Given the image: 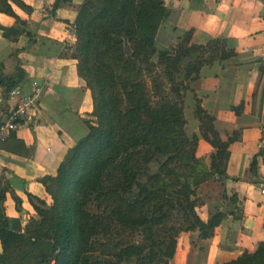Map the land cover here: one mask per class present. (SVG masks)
Instances as JSON below:
<instances>
[{
  "label": "trees",
  "instance_id": "16d2710c",
  "mask_svg": "<svg viewBox=\"0 0 264 264\" xmlns=\"http://www.w3.org/2000/svg\"><path fill=\"white\" fill-rule=\"evenodd\" d=\"M10 1L30 9L21 0H0V12L15 17L14 25L0 23L4 38L24 31ZM68 1L53 0L51 10ZM168 14L163 0L78 4L72 56L91 90L92 119L56 174L39 180L50 201L27 193L33 216L24 223L0 217V264H169L180 231L205 238L225 217L218 211L202 220L195 188L215 173L226 176L227 146L238 130L223 139L191 91L199 134L189 135L183 106L199 68L235 51L221 38L194 44L191 30L162 42L158 26ZM22 77L20 68L0 76L5 98ZM199 136L213 148L208 163L195 155ZM250 165L255 172L256 159ZM214 264H264V240Z\"/></svg>",
  "mask_w": 264,
  "mask_h": 264
},
{
  "label": "crops",
  "instance_id": "0c3cea01",
  "mask_svg": "<svg viewBox=\"0 0 264 264\" xmlns=\"http://www.w3.org/2000/svg\"><path fill=\"white\" fill-rule=\"evenodd\" d=\"M21 1L30 9L10 4L25 22L20 24L24 31L11 38L0 34V76L20 68L23 77L17 88L28 92L38 84L43 90L33 110L34 121L0 141V183L6 186L0 217L17 216L22 223L23 218L34 215L27 193L50 201L39 180L54 176L68 147L87 133L85 120L92 119L93 101L91 90L77 75V60L72 56V27L81 0H70L54 11L53 0ZM163 4L169 14L158 26L162 42L168 43L166 36L176 39L191 30L194 44L221 38L235 51L232 57L202 65L197 77L189 80L191 90L184 98L191 119L183 106L186 124L193 125L191 135L199 134V122L191 116V91L215 118L223 139L238 130V137L227 146L225 171L229 178L245 171L247 177L256 159V180L245 184L240 178L235 181L234 192L242 199L241 216L233 220L227 214L205 238H199L196 231H180L169 259V264H214L231 260L243 250L252 252L264 240V193L256 187L257 182H264V0H163ZM0 23L14 25L15 17L0 12ZM15 102V98H5L0 83V126ZM260 140L263 142L258 147ZM211 148L198 137L197 156ZM198 215L202 220L209 217Z\"/></svg>",
  "mask_w": 264,
  "mask_h": 264
},
{
  "label": "rangeland",
  "instance_id": "374dc122",
  "mask_svg": "<svg viewBox=\"0 0 264 264\" xmlns=\"http://www.w3.org/2000/svg\"><path fill=\"white\" fill-rule=\"evenodd\" d=\"M184 109L186 110V117L191 119L189 117L190 115L187 108H185V103ZM192 128L193 125L189 122L185 125L186 132L189 135L191 134V130H193ZM212 151L213 148H211L209 152H204V155L198 157H202L203 159L205 157L207 161L206 163H208L210 156L209 154ZM244 174H246V171L245 173L240 172V174L233 178H229L227 175L219 177L218 174L215 173L210 179L199 183V185L195 188V194L197 198V213L210 215L221 211L225 216H227V214L230 215L229 217L233 220L238 219V217H240L242 214V199L237 196V193L234 192V188L236 186L235 181L240 178L239 180L245 184L248 183V181L253 182L256 180L253 176L255 175V172H251V174H248L247 177L244 176ZM195 231L198 232L197 230Z\"/></svg>",
  "mask_w": 264,
  "mask_h": 264
},
{
  "label": "built area",
  "instance_id": "2783aa9c",
  "mask_svg": "<svg viewBox=\"0 0 264 264\" xmlns=\"http://www.w3.org/2000/svg\"><path fill=\"white\" fill-rule=\"evenodd\" d=\"M261 61L264 62V53L261 55ZM42 86L34 85L30 91H21L15 87L10 90L9 97L15 98L16 102L8 110L5 123L0 126V141H4L8 136L15 131L19 126L23 124H30L34 121L33 110L36 107V103L39 102V98L42 94ZM263 140L257 142V146L260 147ZM256 187L259 192L264 193V182L259 181L256 183ZM26 219L23 218L25 222Z\"/></svg>",
  "mask_w": 264,
  "mask_h": 264
},
{
  "label": "water",
  "instance_id": "95a60500",
  "mask_svg": "<svg viewBox=\"0 0 264 264\" xmlns=\"http://www.w3.org/2000/svg\"><path fill=\"white\" fill-rule=\"evenodd\" d=\"M6 117V116H5ZM23 213H24V211H23ZM24 222V221H23Z\"/></svg>",
  "mask_w": 264,
  "mask_h": 264
}]
</instances>
